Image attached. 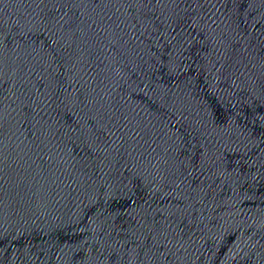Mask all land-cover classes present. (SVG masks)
Wrapping results in <instances>:
<instances>
[{"label": "water", "instance_id": "water-1", "mask_svg": "<svg viewBox=\"0 0 264 264\" xmlns=\"http://www.w3.org/2000/svg\"><path fill=\"white\" fill-rule=\"evenodd\" d=\"M0 264H264V0H0Z\"/></svg>", "mask_w": 264, "mask_h": 264}]
</instances>
